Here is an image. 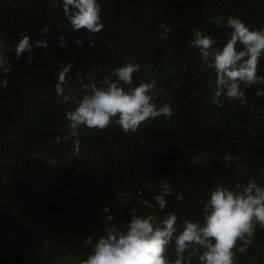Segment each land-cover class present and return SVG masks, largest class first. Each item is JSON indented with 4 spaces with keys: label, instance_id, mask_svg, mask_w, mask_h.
Segmentation results:
<instances>
[{
    "label": "trees",
    "instance_id": "obj_1",
    "mask_svg": "<svg viewBox=\"0 0 264 264\" xmlns=\"http://www.w3.org/2000/svg\"><path fill=\"white\" fill-rule=\"evenodd\" d=\"M98 3L104 29L90 46L85 29H71L62 0H0V54L12 65L8 86L0 84V264H80L91 253L84 239L91 236L95 243L113 224L126 232L131 208L139 215L175 213L203 223V206L217 184L243 187L253 178L264 186V97L257 98L252 87L245 90L252 107L224 95L223 107H217L211 102L215 72L188 47L197 29L223 47L232 29L217 27L215 16L264 28V0ZM45 25L51 32L41 36ZM165 27L171 29L167 39ZM21 33L33 42L46 37L48 49L34 47L31 59L25 53L17 61ZM60 36L66 37L65 48L59 47ZM78 38H85L83 46L75 43ZM129 62L141 65L133 86L154 77L157 108L170 104L174 115L145 121L130 134L115 123L103 132L82 127L77 156L73 140H63L60 131L65 111L85 94L84 85H99ZM68 63L73 67L65 100L55 84ZM257 74L264 76V58ZM164 178L173 193L161 211L155 196ZM125 192L131 197L119 203ZM177 193L184 199L177 201ZM142 198L155 207L145 208ZM105 206L115 217L107 225ZM234 251L236 264H264V229L257 227L245 251Z\"/></svg>",
    "mask_w": 264,
    "mask_h": 264
},
{
    "label": "clouds",
    "instance_id": "obj_2",
    "mask_svg": "<svg viewBox=\"0 0 264 264\" xmlns=\"http://www.w3.org/2000/svg\"><path fill=\"white\" fill-rule=\"evenodd\" d=\"M56 6L52 4V7ZM62 10L71 29L77 32L85 29L88 33L86 39L90 46L94 45L95 34L104 29L98 0H62ZM213 23L217 27L226 24L232 29L222 48H218L217 42L199 29L188 44V47L199 51L204 66L215 72V81H210L216 89L211 102L223 107L220 97L224 95L229 100H239L242 107L250 108L252 105L248 102L246 89L256 87L257 98L264 97V76L257 74L260 59L264 58V28L250 29L241 19L233 16H228L226 20L222 15L215 16ZM170 31V28H164L165 39ZM50 32L48 25L40 29L41 36ZM46 39L33 42L29 35L21 33L15 48V59L20 60L25 53L31 59L34 47L47 50ZM84 39L78 38L75 43L83 46ZM59 41V47L67 46L66 37L60 36ZM238 44L242 46L239 49ZM72 67V63L63 67L55 84V93L65 100L68 97L64 96V85L68 83ZM140 70V63L129 62L115 68L99 85H84L85 94L73 100L75 107L65 111L67 123L60 128L66 133L63 140H73L74 154L79 156L81 150L79 137L82 127L103 132L115 123L125 134H130L136 133L145 121L174 115L170 104L157 108L154 77L150 82L141 81L138 86H133V74ZM11 71V63L0 54V74L4 77L0 84L5 88ZM56 141L60 143L61 137L57 136ZM157 191L155 202L163 211L168 204L166 196L173 193L167 178L160 181ZM137 194L142 197V193ZM130 197V192L122 193L119 203ZM175 199L183 200V193H177ZM142 203L145 208L155 207L147 199L142 198ZM103 212L109 213L106 225L108 221L115 220L108 206L103 208ZM130 213L126 232L113 224L106 227L95 243L91 236L84 239V245L91 246V253L80 264H193V260L198 264H236L234 249L239 247L241 252L245 251L254 243L257 227L264 229V186L253 178L243 187L240 183H236L234 188L217 184L203 206V223L184 219L175 213H168L162 218L151 212L146 216L139 215L135 208H131ZM181 221L182 228L178 229L177 224Z\"/></svg>",
    "mask_w": 264,
    "mask_h": 264
},
{
    "label": "rangeland",
    "instance_id": "obj_3",
    "mask_svg": "<svg viewBox=\"0 0 264 264\" xmlns=\"http://www.w3.org/2000/svg\"><path fill=\"white\" fill-rule=\"evenodd\" d=\"M202 157H204V155H202Z\"/></svg>",
    "mask_w": 264,
    "mask_h": 264
}]
</instances>
